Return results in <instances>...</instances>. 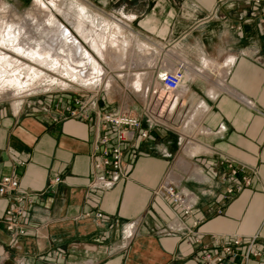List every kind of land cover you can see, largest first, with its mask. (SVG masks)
<instances>
[{
    "label": "crops",
    "instance_id": "obj_1",
    "mask_svg": "<svg viewBox=\"0 0 264 264\" xmlns=\"http://www.w3.org/2000/svg\"><path fill=\"white\" fill-rule=\"evenodd\" d=\"M110 10L133 29L126 35L137 37L136 55L143 43L153 49L147 104L156 90L161 112L173 97L177 105L154 140L124 144L128 177L96 189L89 183L102 114L130 111L149 127L146 102L116 107L102 92L28 108L0 102V179L11 175L25 191L0 195V264H206L204 253L221 252L234 236L241 255L220 264H264L243 259L251 236L264 247V0H110ZM182 62L187 76L168 93L161 75ZM77 99L90 119L69 116L68 104L81 108ZM222 155L254 170L251 185L228 199ZM55 176L62 181L52 185ZM166 179L189 195V213L159 192ZM19 198L32 202L27 232L16 235L6 211Z\"/></svg>",
    "mask_w": 264,
    "mask_h": 264
},
{
    "label": "bare ground",
    "instance_id": "obj_2",
    "mask_svg": "<svg viewBox=\"0 0 264 264\" xmlns=\"http://www.w3.org/2000/svg\"><path fill=\"white\" fill-rule=\"evenodd\" d=\"M33 5L32 15L26 16L20 23L6 19L7 24L2 27L0 66L5 74L1 73L4 75L0 79V84L3 85L0 92L11 89L17 94H25L35 90L45 81H49L50 85L65 84L62 80L65 78L86 84H106L111 87L113 77L107 79L106 68L88 46H92L104 61H110L111 70L125 71L127 61L124 58L125 45L136 46L138 44L136 36L119 38L115 33L122 31V27L116 24L114 33L109 34L107 40L100 43L95 35L96 21L91 18L88 6L79 3L78 0H73L68 11L60 8L56 0L48 2L34 0ZM55 11H60L66 22L76 31L60 20ZM141 47L143 50L151 51L144 43ZM150 57H141L138 66L149 67L153 60ZM51 73H57L61 78L54 77ZM117 75L121 78L125 74ZM127 75L130 77V74ZM132 76L138 90H144L148 97L151 88L145 87V75L138 72ZM194 149L196 148L193 147Z\"/></svg>",
    "mask_w": 264,
    "mask_h": 264
},
{
    "label": "built area",
    "instance_id": "obj_3",
    "mask_svg": "<svg viewBox=\"0 0 264 264\" xmlns=\"http://www.w3.org/2000/svg\"><path fill=\"white\" fill-rule=\"evenodd\" d=\"M186 73V64L182 62L177 68L168 70L161 75L162 86L168 93L179 91L187 76ZM176 100L177 99L173 97L165 110L161 112L165 102L160 98L159 93L154 90L152 101L148 104L146 102L144 108V114L149 127H145L142 118L130 111L117 113L104 112L102 114L104 132L97 137L94 144L92 153L93 174L89 183L90 188L110 189L120 180L128 177V165L125 158L126 150L124 144L133 141L136 137L143 140H154L155 136L152 130L163 125L165 122L157 118L160 117L165 120L168 111L173 110L177 105ZM248 103L252 105L251 100ZM74 104L79 105L81 108H74L72 104H68L65 109L69 113V116H82L87 119L91 118L83 109L85 105L80 99L74 100ZM110 126L112 127L111 129ZM220 159L221 163L228 168L227 173L221 174L222 180L228 183L224 194V198L228 199L241 192L245 187L251 185V173H254V170L240 164L236 158L230 155H222ZM61 181L62 178L60 176H55L52 178V185H56ZM16 190L25 193V191L20 188L18 179L11 175L3 176L0 179V195L10 194ZM159 192L172 197L175 202L183 207L186 213H189L194 207V203L190 200L189 195L182 194L169 179L164 181ZM19 200L23 202L24 198H19ZM21 202L11 206L6 211V215L9 218L6 227L16 235L25 234L27 232L22 218L32 200L29 198L28 201L25 200L22 204ZM102 215L101 212L97 213L98 217ZM259 238L260 236L258 234L251 236L243 253V259L245 261L251 258L264 260V247L259 242ZM242 242L243 239L241 236H234L231 242L224 245L221 252L204 253L203 258L206 264H220L228 257L237 258L241 255L239 247L242 245Z\"/></svg>",
    "mask_w": 264,
    "mask_h": 264
},
{
    "label": "rangeland",
    "instance_id": "obj_4",
    "mask_svg": "<svg viewBox=\"0 0 264 264\" xmlns=\"http://www.w3.org/2000/svg\"><path fill=\"white\" fill-rule=\"evenodd\" d=\"M45 1L48 2L52 0H45ZM56 1L59 3L60 8H62L64 11H68L73 3V0H56ZM78 2L88 6V9H89L88 11H89V14H91V18L94 21H96L95 27H96L97 32L95 35L100 43H102V41L104 40H107V37L109 34L114 33V27L116 24H119L122 27V31L115 33V35H117L119 38H121L122 36L128 37L126 34L130 30L134 33L133 29L128 28V26L124 22L114 19L112 15H110V12H111L110 0H108L107 3L105 2V0L104 2L100 0H78ZM33 4H34V0H0V37H1L2 30H3L2 27H4L5 24H7L6 19L14 20L18 23L22 22L26 16H30L34 12ZM55 13L60 20L64 21L71 28H73L71 24L66 22L65 17L60 11H55ZM73 30L76 31L75 28H73ZM133 47H134L133 45H125V49H124L125 57L124 58L125 60H127L125 71H117V70L113 71L110 69V61H104L101 55H99L97 51L92 48V46H88V48L93 52L95 57L98 58L101 64L106 68L107 77H108L107 79H109L110 76L113 77L112 78L113 84L111 87L106 86V84H103V85L102 84H86V83L76 82V81H72L70 79L65 78V79H62L65 84L54 83L50 85L49 81H45L41 85H39L35 90H32L25 94H17L16 92H14V90H11V89L7 91H1L0 92V102L8 103L9 105L15 104V102L20 103V104L22 103V104H25V106L28 108V107H36L40 105V100H44L45 98L55 99V96L62 95L63 93L72 94V95H76V94L77 95L79 94L92 95L94 93L102 92L103 94L110 96V99L113 100V104L116 107L124 108L127 105L126 104L127 100L129 99L130 101L133 100L135 105L142 104L146 102L145 94H144L145 91L138 90V88L134 84L132 75L138 72L143 73L145 75L146 73L150 71V70H147L148 66L147 67L138 66L139 64L138 62L142 58H145V57L151 56L150 58H153V55H152L153 49L150 48L151 51L144 50L143 54L136 55L134 51L131 50ZM0 51H1V46H0ZM2 72L5 74L4 70H2L0 66V79L3 77L2 75H4V74H1ZM119 73L125 74L124 77L120 78L117 75ZM127 74H130V77ZM51 75L57 78H61L59 77L60 75L57 73H51ZM145 77L147 78V75H145ZM2 87L3 85H1L0 88ZM29 103H30V106L27 105Z\"/></svg>",
    "mask_w": 264,
    "mask_h": 264
}]
</instances>
